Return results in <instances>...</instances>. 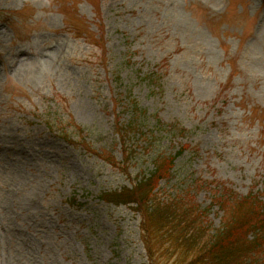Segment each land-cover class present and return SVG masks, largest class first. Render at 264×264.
I'll return each instance as SVG.
<instances>
[{
    "label": "rangeland",
    "instance_id": "1",
    "mask_svg": "<svg viewBox=\"0 0 264 264\" xmlns=\"http://www.w3.org/2000/svg\"><path fill=\"white\" fill-rule=\"evenodd\" d=\"M183 145L160 194L211 227L214 187L264 192V0H0V264H149L139 212L101 194Z\"/></svg>",
    "mask_w": 264,
    "mask_h": 264
},
{
    "label": "trees",
    "instance_id": "2",
    "mask_svg": "<svg viewBox=\"0 0 264 264\" xmlns=\"http://www.w3.org/2000/svg\"><path fill=\"white\" fill-rule=\"evenodd\" d=\"M129 108L131 119L119 127L126 167L133 157L127 137L146 128L143 120L148 118V112L136 99L131 98ZM61 122L64 139L74 141L68 126ZM75 127L79 132L86 131L76 124ZM187 131L181 123L166 122L160 117L150 127L152 134L163 132L173 138L182 137ZM82 144L101 155L84 140ZM186 147L183 145L173 156L158 155L154 169L148 174L137 175L131 186L104 192L101 198L117 205H131L139 212L141 239L149 264H159L165 259L170 264H260L264 260V192L240 195L222 186L214 187L212 204L223 212L218 228L209 225V209L197 206L188 194L168 197L160 194L161 181L171 176L176 156ZM105 158L117 165L113 158Z\"/></svg>",
    "mask_w": 264,
    "mask_h": 264
}]
</instances>
